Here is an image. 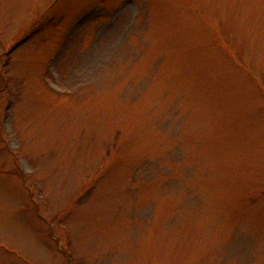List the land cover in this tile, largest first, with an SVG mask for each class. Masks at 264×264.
Instances as JSON below:
<instances>
[{
	"label": "rangeland",
	"instance_id": "374dc122",
	"mask_svg": "<svg viewBox=\"0 0 264 264\" xmlns=\"http://www.w3.org/2000/svg\"><path fill=\"white\" fill-rule=\"evenodd\" d=\"M0 264H264V0H0Z\"/></svg>",
	"mask_w": 264,
	"mask_h": 264
}]
</instances>
